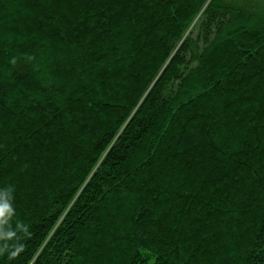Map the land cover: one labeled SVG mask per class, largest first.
Masks as SVG:
<instances>
[{
	"label": "trees",
	"instance_id": "1",
	"mask_svg": "<svg viewBox=\"0 0 264 264\" xmlns=\"http://www.w3.org/2000/svg\"><path fill=\"white\" fill-rule=\"evenodd\" d=\"M0 264H264V0H0Z\"/></svg>",
	"mask_w": 264,
	"mask_h": 264
},
{
	"label": "clouds",
	"instance_id": "2",
	"mask_svg": "<svg viewBox=\"0 0 264 264\" xmlns=\"http://www.w3.org/2000/svg\"><path fill=\"white\" fill-rule=\"evenodd\" d=\"M5 207L7 208V205H5Z\"/></svg>",
	"mask_w": 264,
	"mask_h": 264
}]
</instances>
